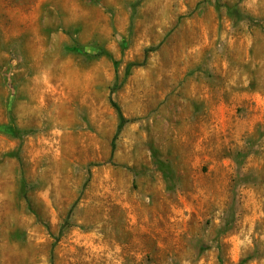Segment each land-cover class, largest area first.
I'll return each mask as SVG.
<instances>
[{
    "label": "rangeland",
    "instance_id": "1",
    "mask_svg": "<svg viewBox=\"0 0 264 264\" xmlns=\"http://www.w3.org/2000/svg\"><path fill=\"white\" fill-rule=\"evenodd\" d=\"M0 264H264V0H0Z\"/></svg>",
    "mask_w": 264,
    "mask_h": 264
},
{
    "label": "trees",
    "instance_id": "2",
    "mask_svg": "<svg viewBox=\"0 0 264 264\" xmlns=\"http://www.w3.org/2000/svg\"><path fill=\"white\" fill-rule=\"evenodd\" d=\"M112 105L118 111V114H119V117H120V126H119V129H118V132H117V136H118L122 132L123 128L127 125L128 121L125 119V117L123 116V114L121 112V109L119 108V106L114 101H112ZM117 136H116L115 140L113 141V145H112L113 151L116 148Z\"/></svg>",
    "mask_w": 264,
    "mask_h": 264
}]
</instances>
